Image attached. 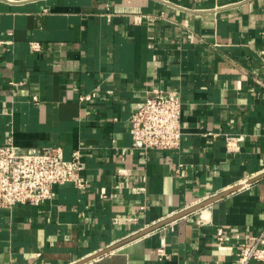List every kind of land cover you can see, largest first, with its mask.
<instances>
[{
  "label": "crops",
  "instance_id": "obj_1",
  "mask_svg": "<svg viewBox=\"0 0 264 264\" xmlns=\"http://www.w3.org/2000/svg\"><path fill=\"white\" fill-rule=\"evenodd\" d=\"M153 85L181 93L183 137L144 154L131 117ZM9 138L80 148L87 186L0 207V264H237L217 228L242 238L264 224V0H0Z\"/></svg>",
  "mask_w": 264,
  "mask_h": 264
},
{
  "label": "built area",
  "instance_id": "obj_2",
  "mask_svg": "<svg viewBox=\"0 0 264 264\" xmlns=\"http://www.w3.org/2000/svg\"><path fill=\"white\" fill-rule=\"evenodd\" d=\"M32 44L36 48L41 46L39 42ZM95 96V92H84L80 98L91 100ZM182 113L183 100L178 89L153 85L132 114V148L144 154L152 149L179 148L183 137ZM242 138L241 134L229 136L228 148L237 149V141ZM85 168L86 161L80 148L68 158L61 145L23 148L9 138L0 144V207L39 206L53 198L54 187L58 184L72 183L77 188H85ZM132 189L140 191L143 187L132 186ZM114 219L117 222L118 218ZM217 238L235 246L237 264L264 260V224L258 233L242 238H235L223 227H218ZM157 253L164 256L167 252L158 248Z\"/></svg>",
  "mask_w": 264,
  "mask_h": 264
},
{
  "label": "water",
  "instance_id": "obj_3",
  "mask_svg": "<svg viewBox=\"0 0 264 264\" xmlns=\"http://www.w3.org/2000/svg\"><path fill=\"white\" fill-rule=\"evenodd\" d=\"M252 180H253V179H251L250 181H252ZM239 187H240V186H236V187H234V188L227 189V190L221 192L220 194H217V195L213 196L212 198H210V199H208V200H205V201L200 202V203H198V204H196V205H194V206H191V207H189V208H186L185 210H182V211L179 212L178 214H175L174 216H171V217H169L168 219L164 220L162 223L146 228V230H145L144 232L146 233V232H148V231H150V230H152V229H154V228L160 226V225L163 224V223H166V222H168V221H170V220H173L174 218H176V217H178V216L184 215V214H186V213H188V212H190V211H192V210H195V209H197V208H200V207H202V206H204V205H206V204H208V203H210V202L216 200L217 198H219V197H221V196H223V195H225V194H227V193H229V192H231V191H233V190L238 189ZM111 249H112V248L105 249V250L99 252L97 255L102 254V253H104V252H107V251H109V250H111ZM90 258H92V257H90Z\"/></svg>",
  "mask_w": 264,
  "mask_h": 264
}]
</instances>
